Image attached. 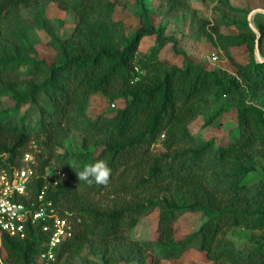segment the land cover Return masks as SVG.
Returning <instances> with one entry per match:
<instances>
[{"label":"trees","instance_id":"16d2710c","mask_svg":"<svg viewBox=\"0 0 264 264\" xmlns=\"http://www.w3.org/2000/svg\"><path fill=\"white\" fill-rule=\"evenodd\" d=\"M38 1L0 0V172H11L32 142L51 149L50 152L55 146H63L72 129L90 138L104 139L101 153L88 155L79 171L99 160L106 161L112 170L106 187L83 181L87 191L79 189L76 182L54 187L49 186L45 178L51 157L37 156L41 164L38 178L30 187L31 197L46 189L56 209L64 216L76 217L80 226L60 249L56 261L80 253L92 239L109 243L122 237L137 225L141 212L162 203L135 201L107 211L91 209L84 203L90 193L125 184L133 172L143 170L146 165L148 177L142 178L136 188L160 179L175 181L188 189L194 200L187 206L167 204L169 209L160 218L163 243L177 244L172 226L177 213L202 212L205 222L181 243L180 254L197 248L215 262L264 264V237L241 249L224 238L236 227L252 226L254 230L264 231V177L253 184L245 183V179L257 171L255 148L264 150V97L259 96L264 92V62H258L255 56L257 40L260 45L264 42V15L255 16L259 39L249 21L236 23L239 34L234 36L222 35L217 29L203 31L236 67L238 78H230L192 61H187L184 67L164 65L156 53L139 61L142 38L155 34L156 29L150 25V18L144 11L141 21L147 26L130 36L126 25L115 20L117 4L112 0H55L63 9L74 10L78 25L70 38L58 42L59 55L54 63L36 60L30 56L34 48L28 37L24 36L18 45L6 33L9 22L19 10ZM144 1L139 0L143 6ZM241 48L246 50L248 59L245 62L238 61L233 52ZM21 74L29 76L28 93L23 92ZM247 90L260 107H239L240 135L236 142L229 147L193 148L189 125L203 106L210 103L213 96L241 98ZM6 93H11L15 108H3L2 97ZM99 93L110 101L125 99L126 107L113 117L91 120L86 109L91 97ZM27 104L29 108L23 112L21 108ZM161 136H166L170 151L179 143L190 148L179 156L152 155L151 147ZM205 150H210L206 161L203 158ZM65 163L69 171L70 165ZM75 168L70 173H75ZM204 168L216 170L213 184L222 186L234 181L225 202L218 189H210L199 174ZM76 178L77 175L74 180ZM48 240L49 234L39 227L30 229L24 240L3 234L0 236V257L4 264H39Z\"/></svg>","mask_w":264,"mask_h":264},{"label":"rangeland","instance_id":"374dc122","mask_svg":"<svg viewBox=\"0 0 264 264\" xmlns=\"http://www.w3.org/2000/svg\"><path fill=\"white\" fill-rule=\"evenodd\" d=\"M112 1H116L117 4L115 20L122 21L126 25L130 36H134L141 28L147 26L146 22L141 21V14L144 11L150 18V25L156 29L155 34L142 38L138 51L139 61L156 53L164 65L168 63L184 67L187 61H192L208 71L225 73L230 78H238L236 67L221 48L213 45L203 35V31L217 29L225 36L238 35L236 23L249 21L253 11L264 10V0H145L144 6L139 0ZM256 15H264V13ZM78 21L74 10L63 9L55 0H39L19 10L16 17L9 22L6 34L18 45L24 36L28 37L34 48V53L30 56L46 64H52L59 55L58 42L72 36ZM253 24L256 27L255 17ZM259 50L264 59V42L262 45L259 44ZM245 51L244 48L233 51L238 61L245 62L248 59ZM215 57L217 60L214 59ZM28 80L29 76L21 74L20 81L24 93L30 91ZM259 96L264 97V92H260ZM126 104L125 99L110 101L99 93L91 97L86 115L93 121L100 117L110 118L125 108ZM248 105L260 107L249 90L241 98L231 95L218 98L213 96L211 102L203 106L201 113L189 125L193 148L207 145L213 147L233 145L240 135L238 109ZM2 106L5 109L15 108L11 93L3 95ZM28 108L29 104L22 106L21 110L25 112ZM103 142L102 137L90 138L85 133L72 129L64 145L55 146L51 152V149L32 142L23 152L22 158L17 161L15 168L33 167L38 174L41 158L37 156H44L45 159L50 156V164L45 169V178L49 186L76 182L79 189L87 191V186L78 178L74 180V177L88 155L97 156L101 153ZM189 148V145L179 143L170 151L166 146V136H161L153 143L151 154L179 156V153ZM209 152L210 150L203 152L205 161ZM255 157L257 171L245 179L247 184L258 182L264 177V150L255 148ZM66 161L70 165L69 171L65 168ZM73 167H76V171L72 174L70 171ZM143 167V170L133 172L125 184L120 183L116 188L107 187L99 192L90 193L84 203L91 209L101 211L135 201L146 204L148 200H154L162 203L156 208L141 212L137 225L126 231L122 237L112 239L109 243H104L98 238L92 239L84 245L80 253L66 255L60 261L53 262L54 264H232L226 260L212 261L206 252L197 248H190L180 254L181 243L195 234L205 222L202 212L177 213L172 224L173 236L177 244L163 243L160 240V218L161 214L169 209L167 204L187 206L194 200L190 198L188 189L175 181L160 179L136 188L142 178L148 177V171L145 170L148 166ZM215 172V169L204 168L199 174L210 189L213 187L218 189L221 200L225 202L234 181L230 180L222 186H218V183L213 184ZM71 221L78 231L79 221L76 217L71 218ZM263 237L264 231L254 230L252 226L233 228L224 236L238 249L251 246L255 240ZM0 264H4L2 256ZM39 264L52 263L40 259Z\"/></svg>","mask_w":264,"mask_h":264},{"label":"built area","instance_id":"2783aa9c","mask_svg":"<svg viewBox=\"0 0 264 264\" xmlns=\"http://www.w3.org/2000/svg\"><path fill=\"white\" fill-rule=\"evenodd\" d=\"M37 178L33 167L0 172V236L24 240L30 229L39 227L49 234L40 259L55 262L63 245L74 237L76 227L70 215L64 216L56 209L46 189L31 197L30 187Z\"/></svg>","mask_w":264,"mask_h":264},{"label":"clouds","instance_id":"9594fccd","mask_svg":"<svg viewBox=\"0 0 264 264\" xmlns=\"http://www.w3.org/2000/svg\"><path fill=\"white\" fill-rule=\"evenodd\" d=\"M112 170L104 160H99L95 163L85 165L83 169L76 172L79 181L88 184L95 183L100 186H107L110 182Z\"/></svg>","mask_w":264,"mask_h":264},{"label":"water","instance_id":"95a60500","mask_svg":"<svg viewBox=\"0 0 264 264\" xmlns=\"http://www.w3.org/2000/svg\"><path fill=\"white\" fill-rule=\"evenodd\" d=\"M258 13H264V10H257V11H253L251 14H250V17H249V22H250V26L251 28L253 29V31L257 34V37L258 39L261 37L260 36V33H259V30L254 26L253 24V19L255 17L256 14ZM256 57H257V60L259 62H264V59L261 57V54H260V50H259V40H257V47H256Z\"/></svg>","mask_w":264,"mask_h":264}]
</instances>
